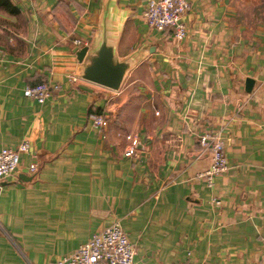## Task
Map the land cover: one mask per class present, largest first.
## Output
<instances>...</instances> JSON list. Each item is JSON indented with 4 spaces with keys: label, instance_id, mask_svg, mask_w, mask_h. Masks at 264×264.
Returning a JSON list of instances; mask_svg holds the SVG:
<instances>
[{
    "label": "crops",
    "instance_id": "crops-1",
    "mask_svg": "<svg viewBox=\"0 0 264 264\" xmlns=\"http://www.w3.org/2000/svg\"><path fill=\"white\" fill-rule=\"evenodd\" d=\"M10 1L0 149L29 146L0 180V264H52L114 220L139 264H264V0H189L181 40L145 24L146 0ZM103 38L130 61L116 90L81 78L75 48ZM41 81L60 87L43 102L23 94ZM206 130L227 160L211 188Z\"/></svg>",
    "mask_w": 264,
    "mask_h": 264
},
{
    "label": "built area",
    "instance_id": "built-area-1",
    "mask_svg": "<svg viewBox=\"0 0 264 264\" xmlns=\"http://www.w3.org/2000/svg\"><path fill=\"white\" fill-rule=\"evenodd\" d=\"M189 0H146L142 17L145 24L157 31L169 30L175 40L183 39L187 34L182 20L189 10ZM75 44L80 43L74 38ZM60 87L59 83L46 81L26 85L23 94L43 102L49 94ZM90 124L100 128L107 126V119L102 114H91ZM130 143L125 156H130L136 146V138L130 137ZM198 142L208 156V166L199 174L208 188L213 185L215 176L227 169V160L224 144L218 131L206 130L198 135ZM28 140L24 139L15 148L3 147L0 149V180L12 177L18 168L19 158L28 150ZM30 172L36 170L35 164L28 167ZM218 205L217 199H212ZM189 253H187L188 255ZM134 249L119 221L114 220L105 228L94 233L87 241L80 244L68 255H65L52 264H139L133 261ZM181 264H196L189 259Z\"/></svg>",
    "mask_w": 264,
    "mask_h": 264
},
{
    "label": "water",
    "instance_id": "water-1",
    "mask_svg": "<svg viewBox=\"0 0 264 264\" xmlns=\"http://www.w3.org/2000/svg\"><path fill=\"white\" fill-rule=\"evenodd\" d=\"M87 46L75 48L77 59L85 62L81 71V78L100 84L112 90L118 89L125 70L130 66L129 60H118L113 46L103 38L96 48L86 54ZM254 80L246 77L244 90L251 91Z\"/></svg>",
    "mask_w": 264,
    "mask_h": 264
},
{
    "label": "trees",
    "instance_id": "trees-1",
    "mask_svg": "<svg viewBox=\"0 0 264 264\" xmlns=\"http://www.w3.org/2000/svg\"><path fill=\"white\" fill-rule=\"evenodd\" d=\"M0 7L5 9L6 11L10 12V13H17L18 12V8L10 1V0H0ZM90 114H102L105 116V113L103 112V110L100 107L97 106H89L88 110H87V116H89ZM105 118L107 119V117L105 116Z\"/></svg>",
    "mask_w": 264,
    "mask_h": 264
}]
</instances>
